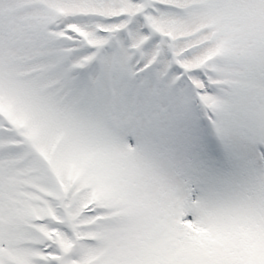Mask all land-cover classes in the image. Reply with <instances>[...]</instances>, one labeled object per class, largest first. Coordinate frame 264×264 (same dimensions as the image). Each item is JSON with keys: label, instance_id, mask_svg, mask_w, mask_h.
Returning a JSON list of instances; mask_svg holds the SVG:
<instances>
[{"label": "snow or ice", "instance_id": "1", "mask_svg": "<svg viewBox=\"0 0 264 264\" xmlns=\"http://www.w3.org/2000/svg\"><path fill=\"white\" fill-rule=\"evenodd\" d=\"M0 264H264V0H0Z\"/></svg>", "mask_w": 264, "mask_h": 264}]
</instances>
